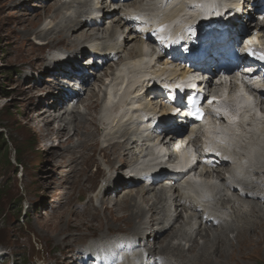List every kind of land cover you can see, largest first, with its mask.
Returning a JSON list of instances; mask_svg holds the SVG:
<instances>
[{
	"label": "rangeland",
	"instance_id": "1",
	"mask_svg": "<svg viewBox=\"0 0 264 264\" xmlns=\"http://www.w3.org/2000/svg\"><path fill=\"white\" fill-rule=\"evenodd\" d=\"M40 1L41 0H29L22 5L19 4L18 1L0 0V131L8 135L6 151H4L2 147L0 148V264H73V262L70 261L73 252L77 253L78 258H82L85 254V257H90V252L91 254L95 252L92 250L94 248L97 249L96 252L104 251L113 237H121V234H118V232L127 235H135V237L137 234L142 235L145 232L148 235H151L149 234L151 232H157L158 236L154 241L157 246L155 247L156 253L152 256L156 261L166 262V264L187 263V259L178 258L179 256L177 253L183 256L192 254V258L196 259L198 262L201 260V247L205 244H219V240L225 238L228 240L226 245L228 252L226 253L227 256L225 257L224 254L221 259L223 258L222 260L224 261L227 260L231 254L230 250H237V229L233 227L235 224L230 225V222L233 224L235 221L234 216L238 217L239 215L240 217L247 211L248 205L257 204V215L253 214L255 215L253 218H251L253 215L247 218L249 222L254 218H257V221L264 219V207L259 206L260 204L256 200L254 201V199L246 200L236 196L233 192L232 194L222 190L218 192L216 197L219 198V204H217V206L218 208H222L226 214L224 213L221 218H219L220 221L224 220V222H221L223 226L219 225V223L214 225L216 227H222L221 230L223 229V231L209 230V228L203 226L199 227L195 232L192 231L194 230L192 227L197 224L196 222L201 223V221L197 218V211H194V209L190 207L189 199L183 202L181 198V205H179L177 211H175L173 197H170V194L176 193L177 187L175 190L171 189V191L167 193V198L163 202V204H165V214L166 216L168 215V218L179 212V216L175 219V224L170 229L166 228L161 230V223L151 219L152 212L148 211V208L155 199L151 197V199L145 201L140 192L136 194L135 189L134 192H132L134 196L133 199L135 198V201L144 208V213L130 222L125 218L127 211L117 208L118 210L114 212L116 215L115 219L108 217L105 204L109 206L113 204L112 207L114 208L115 200L127 195V193L132 197L130 192H127L130 186V188H132L133 185H147V181L143 180L144 176H139V181L135 184L128 182L134 177L135 172L127 168L129 165H133L141 156L145 149L144 147L143 151H136L135 155L124 156L123 158L125 160L121 159L123 155L121 154V144H119L120 146L118 145L119 147H117L116 152L111 150L112 159L116 156V159L118 158L126 162L125 164H116V166H114L118 170L114 174V180L115 182L117 181L116 185L121 182H128L127 187H123L122 185L119 186V189L122 190L119 191V193L114 192L116 186H110V178L113 174L112 169L115 168L110 163H107V159L102 156L100 152L101 147L108 146L110 142L119 141L120 136L125 132L129 130L131 132V130H133L131 125L119 123L122 125L121 127V125L117 123L123 111H119L117 114L115 110L122 106L126 107L125 101L119 102L120 105L117 103V107L115 106L116 108L113 110L114 114L112 112L107 119L109 122H107L108 124L101 122V113L104 112L103 108L105 103H103V96L105 94V89L108 87L107 85L110 81L114 83L112 80L114 77L117 79L115 75L117 63L119 61H127L129 55L133 53L132 45H134V43L137 44V42L140 43L139 40L137 41V39H139V33H136L135 29L133 33H128L129 28H125L124 26L116 28V23H113V28L120 30H117V36L123 32L125 36L126 34H130L133 37L128 35L130 40L122 47V50L114 59L104 62H102L101 59H96L97 62H95V64L100 66L97 70H94V66L91 64L90 59H87L89 58L88 54H85L77 64L80 65L82 72L88 77L86 80H84V78L77 79L76 76H79L78 73L73 69H69L68 66L66 67L67 64L63 65L64 61L62 60V56H64L66 52L71 53L76 51V49L79 50V53H83L77 47L78 44L76 43L77 36L79 35L74 34L82 32V34L88 35L89 33L96 32V30L93 31L91 30L92 27H87L85 25L77 26L74 28L75 30L72 29L69 31L61 27L60 29L57 28L58 30H54L47 37H41L42 39L36 38L33 34L31 35L30 32H32V30L42 32L43 30L46 31L47 29L53 28L64 15H74L75 10L82 8L78 7V3L75 2L71 3L72 7L65 6L59 10H51L45 13L46 6L53 4L55 1L43 0V4H41ZM81 1L84 2L85 0ZM100 1H90V3L93 4L90 6V9L96 8L94 13H90V17L92 18L98 15V17H100L99 19L101 21L98 24L99 30H97V33L104 37L95 43L96 45L102 46L108 42L106 38L108 32L106 31L109 29L111 23L109 24L108 19H105L103 16L101 17V10L105 13L108 8H114L119 14H123L127 12V10L122 6L124 2H120L119 0H113L110 4L103 2V5H100ZM231 2L237 5L241 3L240 0H231ZM244 3L246 9L248 7V2L245 0ZM249 10L250 9H247L249 15H251L249 24L252 28L257 22H260V20L254 19V15L250 13ZM86 18L87 17L84 19ZM61 35H71V38L69 37V39L65 41H60L54 45V48L47 45L50 39L57 38ZM134 35L137 38H135ZM122 39H120L121 45H123ZM82 43L86 44L85 49H87V51L93 52V50H95L93 46L96 45L89 42ZM147 47L149 50L151 49L150 46L147 45ZM150 53L152 55V51H150ZM53 55L56 64L55 66L53 65L54 67L49 68L54 59L52 57ZM69 55L70 54H68V56ZM153 60L155 61V59ZM159 60L161 62L163 59ZM57 61L62 63V65H57ZM156 64L151 69L152 75L156 73L154 71L160 73L158 68L164 67L160 65L156 66ZM57 66L58 68L64 66L66 70L69 69V76L65 74L66 72H60V76L57 75L58 71L54 70ZM99 77H101L100 80H98ZM59 85H64V89H67L70 93H77L79 100H82L87 93L93 91L95 99L98 100L96 108H88L87 103L89 100L79 101L75 104L74 99L73 101H69V103L67 101L55 103V100H58L56 96L58 95L57 86ZM143 97L142 99L144 100L145 96L143 95ZM146 100H144L146 103L143 101L141 109L144 110V112L148 110L155 113L157 110V101L159 100L155 98V96L153 99L150 97ZM123 104H125V106ZM41 108L51 110L42 112L40 111ZM253 109L255 110V114L262 112L264 116V104L259 109ZM64 111L67 112L64 113ZM53 114H61L62 118H65L64 122L71 121V123H66V135L59 138V140L54 138L40 139L39 131L33 126L36 124L43 125L47 122V127L51 129L56 128L57 123H61L62 121H58L56 118L53 120L52 116H50ZM73 115L74 117L72 118ZM115 115L119 116L117 117ZM159 115H164V113L160 112ZM80 120L81 122H79ZM77 122L80 127L78 128V132H74L73 126ZM94 122L96 123L92 127L91 124ZM115 124H117V126H113ZM89 126H91L89 129L92 130L86 131ZM117 130L120 132H117ZM15 148H18L17 154H15ZM3 154L10 159L11 163L9 165L4 161L2 157ZM16 157H18L21 162L18 166L15 164ZM70 158H74V161ZM130 158L132 160H130ZM107 164L112 168L108 167ZM125 165L127 167H125ZM100 169H104L105 171L103 170V172H101ZM206 170H208V168H206ZM81 171L82 174L80 175ZM200 171H202V176ZM203 172V166H199L195 176L207 180L208 182L216 181L220 187H223V182L225 184V181L214 173L208 176L206 174L203 175ZM104 174L105 177L101 178ZM160 182L162 185L155 187V189L163 187L169 188L170 183L168 180H161L159 183ZM104 190L105 192H103ZM111 194L115 195L113 196ZM228 198L229 202L227 201ZM102 199L105 201V204L102 202ZM221 201H227L224 205L226 207L221 205ZM71 210L73 212L76 210V214L72 213ZM258 210L260 213H258ZM158 212L159 211L156 213ZM161 212L162 211H160V213ZM156 213L153 212L154 215ZM190 213L191 216L189 215ZM194 213L196 215H193ZM165 214H163V216ZM228 214L229 216H227ZM55 216H59V218ZM155 216L159 217L162 216V214H156ZM155 216H153V219ZM67 217L69 218V225L66 224L65 218ZM192 220L194 222H192ZM254 224L255 223L252 221L253 227H251L249 224L244 223L242 229L249 227L246 228L247 236L257 238L259 235L257 232L255 233V231L258 229H256ZM183 225L185 226L184 228ZM201 225L203 224L201 223ZM225 226L230 227L228 229L225 228ZM185 228L190 230L187 229L186 232ZM204 228L205 230L207 229V232ZM252 228H254V230ZM224 229H227V231ZM129 232L132 233L130 234ZM147 234H145V236H148ZM166 234L170 235L162 239L164 242L161 243L162 246L168 245L171 242L170 246L172 245L175 248L166 250L165 254H162L158 249V246L162 247L159 245L158 239L164 235L167 236ZM176 234L178 236H176L173 241L172 238ZM220 234H222V238L217 240ZM211 239L214 240L212 241ZM141 240L143 239H139L137 242V247L143 248L144 245L148 253V250L153 248V245H149L150 242L144 240L142 243ZM88 249L91 250L88 251ZM206 253H209L208 255L214 258L212 259L213 261L219 257L218 255L215 256L213 249L210 251L206 250ZM206 253L204 252V254ZM234 254L237 256V253ZM235 260H237L239 264H264V251L251 260H246L244 257L239 256H237ZM87 262L90 263L91 260L89 259ZM81 263H83V261L79 260L78 264Z\"/></svg>",
	"mask_w": 264,
	"mask_h": 264
},
{
	"label": "bare ground",
	"instance_id": "2",
	"mask_svg": "<svg viewBox=\"0 0 264 264\" xmlns=\"http://www.w3.org/2000/svg\"><path fill=\"white\" fill-rule=\"evenodd\" d=\"M11 1H14V2L18 1L19 4L24 5L29 0H11ZM54 1L55 2L53 4L46 6V12L45 13H48L51 10H53V11L59 10L60 8H63L65 6L72 7L71 3H75V2L78 3V7H82V8H79V9L75 10L74 11V15H69V16H65L64 15L60 19L58 24H56V26L53 27V28L47 29L46 31L43 30L44 32L43 31L41 32V31H38V30H32V32H30V30H29V32L31 33V35L33 34L36 38L42 39L41 37H47L54 30H56L57 28L60 29L61 27L62 28H66V30L69 31V30L74 29L77 26L85 25L87 27H92L91 30H93V31L96 30V32L89 33L88 35L87 34H82V32L81 33H77L76 32L77 34H74V35H79V36H77V40H76V43L78 44L77 47L83 53H79V50L76 49V51H73L71 53L66 52V54L64 56H62V60L64 61L63 65L67 64L66 67L68 66L69 69H73V70L81 72V74L79 76H76L77 79L84 78V80H86L87 77H88L82 72V68L80 67V65L77 64V62H79L81 57L85 56V54H88L89 58H87V59H90V57L94 58V60L91 63L94 66V70H97V69L100 68V66L99 65L97 66V64H95V62H97L96 59H101L102 62L114 59L119 54V52L122 50V47L130 40V37L128 36L130 34H126V36H125L123 34V32H121V34L119 36H117L118 35V31H120V30L116 29L117 27L121 28V27L124 26L125 28L126 27L129 28V32L128 33H133L134 29L137 30V28H145V27H147V29H144V31L147 33V30H149L151 27H153L157 23H160L162 28L169 29L170 26H169L168 20H170L171 22H176L178 24V30H179V28H182V27L184 28V27L188 26V28L186 29V34L183 36V44L185 45L184 47L193 48L194 44H195V42L197 40L196 36L199 34V26H198L199 23H201V25H202L203 22L207 21V20H218V21L224 20L225 21L224 24H229L230 25L229 31H230L231 35L228 38H226V40L224 42H222L221 44H219V45L218 44H213V40H208L207 41V43H206L208 45L207 55H208L209 58L212 57L213 52L214 53L215 52L218 53V52H221L222 48H225L226 46L231 47V45H232L231 41L232 42H236L237 41V37L241 38V33H245L246 36L252 35L251 32L249 33V31H248L249 26H250L248 16L250 18L251 15H249L248 11L245 10V3H244L245 1L244 0H240L241 3L237 6V8H239V9L230 8L227 11H226V6H224L223 4L235 7V5H233L231 3V0H221L222 1L221 3H218L217 0H193L194 3H188L185 6H183L181 8L174 9V10H169V8L173 4V1H170L169 4L164 7L161 4L162 0L161 1L157 0V2H154L153 0H145L144 2H143V0H124V4H122V6L125 9L129 8V9H127V12L125 14H121V13L119 14L117 11H115L114 8H112V9L108 8L107 11H105V13H103V10H101L102 11L101 12V14H102L101 17L103 16L105 19H108L109 20L108 21L109 24L110 23L111 24L109 25V29L106 31V32H108L107 37H106L107 41H108L107 44H103L102 46H99V45H96L95 42L100 40L104 36H102V35L100 36L97 33V30H99V25L98 24L101 21L99 19L100 17H98L99 15L95 16V17H92V18L90 17V13H94L96 11L95 7H94V9L93 8L90 9V6L93 5V4L90 3L91 0H85L84 2H82L81 0H68V2H67V0H64V1L63 0H54ZM103 1H106V0H101L100 1L101 2L100 5L104 4ZM126 2H129V3L125 4ZM40 3L43 4L44 1L41 0ZM108 5H106V6L109 7ZM192 5H195L198 9H201V11L205 13V16H207V18L206 19H202L201 22L200 21L197 22L196 19L200 17V12H199V15H198V13H196L198 15L197 17H195L194 14L192 15V13H191V16H188V14H190V12H188V11L192 7ZM207 7H209L208 8L209 11H206ZM220 9H222L225 13L221 12ZM154 14H159V15L163 14L164 19L163 18L162 19L158 18L156 16H151V18H149L150 15H154ZM82 17H83V19H82ZM85 17H87V18L84 19ZM185 17H191V18L193 17V18L190 20V23L188 24V19L186 21H184ZM16 20H18V19H16ZM191 21H196L194 26H191ZM19 22H21V21H19ZM113 23H116V25H115L116 28H113V25H112ZM241 27L243 28V30H242V32L239 33ZM259 30L263 31L264 30V26H260ZM138 33H139V36H138L139 39H137V41L139 40L140 43L137 42V44L134 43V45H132V52L133 53H131L129 55L127 61H124V62L119 61L117 63L116 74H115L117 76V79H116V77H114V79H112L114 83H111V81H110V83L107 85L108 87H106V89H105V92L108 93V100H106L107 102L104 104V108H103V111H104L103 113L106 115V116L104 115V117H110V116H107L108 112L110 110H112V109L117 107V106L116 107L112 106L117 98L120 99V98H123V97H127L126 95L129 93V90L138 92V94H136L135 97H133L131 99L129 98V104L130 105L127 106V104H126L127 107L124 108V111L121 113V116H120V118H118V121H117L118 125H121L119 123H122V124H125V125H131L133 127V130H131L132 133L129 130V131L125 132L122 136H120L119 141L110 142V143H108V146L100 148V152L102 153V156H104L107 159V163H110L113 167L116 166V164H118V165L125 164L126 162L124 161L125 160L123 158L124 156L127 157V156H130L132 154L135 155L136 151L137 152L138 151H143V147L145 149H144L143 153L141 152L142 154H141V156L138 159L148 155L151 158L152 163H155V159H156V155L155 154L158 153V149L161 151L163 149V147H165L166 143H164L165 142L164 139H166L168 136H172V139H174L175 136H177L178 134H181V132H182L181 130L171 132V130H172L171 126L176 124V123H177L176 125H180L179 123L182 122L184 120V118H179V116L175 117V114L172 113V112H170V115H168V116L159 115V114L153 115V112H151V111L147 110V112H143L144 110L142 111V109H140L141 105H143V101L144 100H146V99H148L150 97L153 99L154 96H155V98L158 99V91H155V90H158V88H160V87L158 85V81L156 79H154L152 76H150L147 79V81H146L147 82V84H146L147 90L144 91V94L143 93H139L140 88L137 87V85L142 81V79H144L147 76V72L150 71L149 69H147V67L148 68H153V66H155L156 63H158V64H156V66L160 65V66L166 67V62H167V59H168L170 54H169V52L166 49H163L164 50L163 53H161V54H159V55H157L155 57V55H156L155 54V50H154V48H152V55H151V53H150V51H149V49H148V47L146 45L147 43H145L144 40H143L144 33L141 34V31L138 32ZM69 37L71 38V35H61V36H59L57 38L50 39L49 42L47 43V45L49 47H51V48H54V45H56L60 41H65L66 39H69ZM131 37H133V36H131ZM135 38H137V37L135 36ZM120 39H122V44L123 45H121ZM82 42H89V43H92L93 45H96V46H93V48H95V50H93V52L91 51L92 53L89 50L87 51V49H85V47H86L85 45L86 44H83ZM76 43H75V45H76ZM153 44L155 46V43H153ZM68 54H70V55L68 56ZM54 55L52 56L53 58H54ZM153 59H155V61ZM159 59H163V60L160 62ZM57 60H59V59H57ZM55 64H56V61H55V58H54L52 60L51 66H49V68L50 67L51 68L54 67ZM59 64L62 65V63L57 61V65H59ZM69 69L66 70L64 66H61L59 68L57 66V68H55L54 70L58 71L57 75L60 76V72H66L65 73L66 75L70 74V73H68L70 71ZM158 69H159V72L162 73V74L163 73H168V75L172 74L170 71H165V69H163L162 67L161 68L159 67ZM55 71H53V72H55ZM143 71H145V72L143 73ZM154 72L157 73V71H154ZM154 75H155V73H154ZM100 79H101V77L98 78V80H100ZM123 80L127 81V83H128L127 86L125 87V89H122V86H121V83L123 82ZM208 84H209V82L206 83V86ZM214 85L216 86V84H214ZM61 86L62 85L57 86L58 95L56 96V98H58V100H55V103H60V101H64V102L67 101L69 103V101H73V99H74V104H75V103H77L79 101H87V100H89L88 103H87L88 108L89 109L96 108L98 100L95 99V95H94L93 91H90L89 93H87V95L85 97H83L82 100H79L78 99L79 97H77V93H70V92L67 91V89L66 90L64 89V87H65L64 85L62 87ZM218 86H220V85H218ZM209 87H211V86H209ZM143 95L145 96L144 100L142 99ZM218 100L221 101V102H223L224 100H230V103H231L230 107L233 108L231 114H232L233 117L238 119V122H231L230 119L228 118L227 121H226L227 123H224V122H220L221 120H218L217 118H213V119L209 118V120H204V123L202 125V129H203L204 132H201V134H205V136L207 137V136H209V134L213 133L212 137H217V138H220L221 140H224V141L227 139V141H229L230 144H236L239 140L243 141V137H241V138L240 137H236L237 140L239 139L237 141L235 138H229V137H231L230 135L221 134V132H218V130L219 131H227L229 134H232L233 132H236V131H240L241 132L244 128H246V130L248 131L249 134L253 133L255 136L257 135V137L259 135V137H260L259 140L261 141V142L259 141V143L260 144H262V143L264 144V136H261L262 135L261 132H264V123L263 124L259 123L260 119L264 120V116H263L262 112H258V114H255L254 113L255 110L253 109L255 107L257 108L258 106H259V108L262 107L264 102H261L260 105L257 104L258 106L255 104L251 108L248 107V109H246L245 108L246 103H247L246 102V98L245 97H241V96H236V95H234V92H232L230 95H227L226 98L223 96L222 98H220ZM146 101H148V100H146ZM163 101H165V99ZM148 102H151V101H148ZM145 103H144V105H145ZM134 104L137 105V106L135 107ZM119 105H120V103H119ZM123 105L125 106V104H123ZM109 106L112 107V108L109 109ZM144 108H146V107H144ZM259 108H257V109H259ZM49 110H51V109H49ZM49 110L45 109V108L44 109L41 108L40 111L48 112ZM65 112H67V111H64V113ZM111 114H112V112H111ZM113 114H114V111H113ZM117 114H118V112H117ZM50 116H52L53 120H54V118H56V119H58V121L61 120L62 122L61 123H57V127L54 128V129H51V128L47 127V125H48L47 122H45L43 125L36 124L33 127L39 131L40 139H44V138L52 139V138H54V139H58L59 140V138H61L62 136L66 135V132H65V129L67 127L66 123H71V121L70 122H64L65 118H62L61 114H57V115L53 114V115H50ZM115 116H117V115H115ZM73 117H74V115L72 116V118ZM93 120H95V119H93ZM79 122H81V120ZM95 123L96 122L92 123L91 126L93 127ZM152 123H153L154 127H156V123L159 124V127L154 131V133H151L152 132L151 131L150 135L149 134L145 135V133L143 132V130H141V128L142 127L151 126ZM91 126L87 127L86 131L92 130V129H89V128H91ZM113 126H117V124H115ZM79 127H80V125H78V122L76 124H74V126H73L74 132L75 131L78 132V128ZM121 127H122V125H121ZM119 130H117V132ZM128 132H129V134H128ZM244 132H245V130H243V133ZM121 133H123V132H121ZM153 134L154 135H158V136H161V135L164 134L163 138H162L163 142H161L162 144L157 148V150H155V153L151 152V149H150V146H149V142H148L150 140L151 136H153ZM261 138L263 139V142H262ZM120 140H122V141H120ZM90 142H92V141H90ZM210 142L212 144H215L212 141H210ZM119 144H121V147H120L121 150H122L121 154H123L121 159H124V160H120L118 158L116 159V156H114L113 159L111 158L112 157L111 156V150L116 152L117 147L120 146ZM223 149L224 150L229 149V146L225 145V146H223ZM179 150H181V149H179ZM232 151L234 152L235 149H233ZM180 153H185V151L182 150ZM131 158H130V160H132ZM70 159H73V161H74V158H70ZM138 159L136 160V162L134 161L135 163H133V165H131V166L129 165V167L127 169L130 170V171H132L133 169H136L135 165H136ZM209 159H212V163L213 164L210 167L203 166V169H204L203 175L206 174V175L209 176V174L214 173L216 176H218V177H220L222 179L223 174L225 172H229L230 171V164L227 161L222 160L221 158H218V157H213V156L208 157V160ZM127 163H129V162H127ZM108 167H111V166L108 165ZM125 167H127V166L125 165ZM204 167L208 168V170H206V168H204ZM153 169L154 170H149L148 172H145L144 175L141 174L140 176H144V178H145L146 176L153 175L155 178L152 177L153 179L152 180L150 179L149 183L148 184L146 183L147 185H142V184L135 185V186L133 185L132 188H130L131 187L130 186L128 188L127 192H130V194L132 195V192H134V189H135L136 190L135 191L136 194L138 192H140L142 194L143 199L145 201H147V200L151 199V197H153L155 200L148 208V211L152 212L151 219L155 220L156 222H160L161 223V225H162V227H161L162 229L161 230H164L166 228L170 229L175 224V219H177V217L179 216V212L175 213L174 215L171 214L172 216L169 215L170 218H168V215L166 216V214H165V204H163V202L167 198V196H166L167 193L170 192L171 189L175 190L176 187H177L176 193H171V194L169 193L170 197H173V203H174L175 211H177V207L179 205H181V203H180L181 198L183 199V202H186L187 201L186 199H189L183 193H189V192L194 193V192H192V187L193 186H191L189 183H187V181H186L187 179H184L185 177H182V175L179 174V173L175 174L169 168H167V166L164 165V163L159 162L158 165L155 168H153ZM100 170H101V172H103L104 169H100ZM117 171H118L117 168L112 169L113 174H112V177L110 178V180H111V185L110 186H114V187L116 186L115 187L116 190L114 191L115 193L116 192L119 193V191H122V190L119 189L120 185H122L123 187H127L128 182H131V183L135 184L137 181H139L138 172H135L134 173L135 174L134 177H132L128 182H124V183L121 182L118 185H116L117 181L115 182V180H114V178H115L114 174ZM253 171L256 172V174L261 173V174L264 175V171H262V172H260V170H253ZM101 172H99V173H101ZM195 172H196V169L191 168L189 173L193 174L194 178H197L194 175ZM81 174H82V171L80 172V175ZM105 174L101 178L105 177ZM200 174L202 176V171H200ZM163 179L168 180V182L170 183L169 188L167 189V188L163 187V188H160V189H157V188L155 189V187H158V186L162 185V183L161 182L159 183V181H161ZM255 182L259 183L258 179H256ZM182 184H185V186H183ZM246 185H249V184H246ZM245 189H246V193L244 194V196H245L244 198H246V200H252L253 199V196L252 197L248 196L249 192L258 194L255 197L256 201L260 204V205L258 204L259 206H263L264 207V200L261 201V199L264 198V196L260 197V193L259 192L261 191V188H260V186L258 184L252 185L250 189H247V188H245ZM99 191H100V189H99ZM103 192H105V190ZM233 194H234V192H233ZM235 194H237V193H235ZM111 195H113V194H111ZM192 196H193V201H190L189 205L196 211L197 206H196L194 201H197L200 198L198 197L197 194H193ZM133 197H134L133 195H132V197H130L129 194L127 193V195H124L120 199L114 201V208L112 207L113 204L110 205V206L106 205L105 201H103V199H102V202H104V204H105V210L107 211L108 217H110L111 219H115L116 215H115L114 212H116V210H118L117 208H119V210L127 211V215L125 216V218H127L130 222H132L136 217L141 216L144 213V208L140 204H138L135 201V198L133 199ZM232 199H233V197H232ZM91 201H92V197H91ZM227 201L229 202V199ZM227 201H223L222 203L226 204ZM227 204H229V203H227ZM243 205H244V203H243ZM256 205H253V204L248 205V206L246 205L247 206V211L244 212L243 214L241 212H239L242 215L240 217H239V215H238V217L234 216L235 221H234V223L232 222L233 224H231V222H230V225H234L235 224L233 227H235L237 229V235L235 234L236 235V242H237V248H236L237 250H234V249L230 250L231 254L227 258V260L224 261V260H222L223 258L221 259V257L224 254H225V257H226L227 256L226 253L228 252V249L226 248L228 240H226L225 238L223 239L221 237L222 234H220V236H218V238H217V240H219V238H222V239L219 240V242H220L219 244L215 245L213 243L214 245L213 244H211V245L207 244L206 245L204 243L205 245L200 248V250H201L200 251V254H201L200 255V259L201 260H199L198 262L196 261V259L192 258V254L191 253H189V254H191L189 256H183V255L177 253L178 256H179L178 258L187 259V263H183V264H239V263H237V260H235L237 256L244 257L246 260H251L255 256L259 255L262 251H264V219H262L260 221H257V218H254L253 220H251V222H249V220L247 218V217H249V216H251L253 214L257 215V208H256L257 206ZM223 207H226V206L223 205ZM263 207H262V209H263ZM157 211H159V212L156 213ZM160 211H162V212L160 213ZM211 211H213V210H211ZM75 212H76V210H75ZM75 212L72 211V213L76 214ZM153 212L158 214V215L162 214V216L156 217L155 216L156 214L154 215ZM190 212H191V210H190ZM206 212L207 211H205V210H202V211L200 210V211L197 212L198 213V217L197 218H198V220L201 221V223L203 225H201V223H199V222H196L197 224H195L193 227L191 226L192 228H194V230H192V231L195 232L201 226L209 228V230H217V231L221 230L222 227L221 228L220 227H216L215 225H213V222L209 219L210 216L212 215L211 212L209 211L210 214L207 213V215H206ZM258 213H260V211ZM77 214H78V212H77ZM117 214H118V212H117ZM163 214H165V215L163 216ZM189 215L191 216V213ZM193 215H196V214L194 213ZM204 215H206V216H204ZM222 215H223V213L219 212L218 218H221ZM153 216H155L154 219H153ZM227 216H229V214ZM254 216L255 215L251 216V218H253ZM55 217L59 218V216H55ZM226 218L229 219L228 217H226ZM65 220H66V224L69 225V218L67 217V218H65ZM78 220H80V219H78ZM190 220H191V218H190ZM252 221H253V223H255L254 225L256 226V229H258V230L255 231V233L257 232V234L259 235L257 238H253V237L247 236L246 228H249V227H245V228L242 229V227H243L242 225L244 223L245 224H249L251 227H253ZM189 222H191V221H189ZM192 222H194V221L192 220ZM221 222H224V220H222ZM222 224L223 223H219V225H222ZM185 226H186V224H185ZM185 226L183 225V228ZM229 227L230 226H225V228H228V229H229ZM235 228H233V229H235ZM187 229L185 230L186 232H187ZM252 229L254 230V228H252ZM188 230H190V229H188ZM204 230H205V228H204ZM224 230L227 231V229H224ZM221 231H223V229ZM208 232H210V231H208ZM129 233L131 234L132 232H129ZM216 233H215V235H216ZM145 234H147V233L145 232L142 235L141 234H137L136 235V239L138 241H139V239H143L144 241L150 242L149 245H153V248L148 250V257L147 258L148 259L149 258H154L152 255H154L156 253L155 247H157L155 245L154 241H155L156 237L158 236V233L157 232H151V233H149L151 235L147 234L148 236H145ZM169 235H167V236L164 235V236L160 237L158 239L159 245L162 246V244H161L163 242L162 239L167 238ZM132 236H135V235H132ZM176 236H178V235L176 234L175 236H173V238H172L173 241L175 240ZM143 240H141L142 243L144 242ZM114 241H115V243H112L110 246H113L116 249L120 250L119 246H121L122 243L120 242V240H118V238H115ZM170 243L168 245H165V246H162V247L158 246V249L160 250V253L165 254L166 250H171V248H175L172 245L170 246ZM128 247H131V245L130 244H126V248H128ZM107 248H108L107 251H110V252L100 264H104L105 261H108L107 259H109L111 257V255L113 254L114 250L112 251V249H114V248H112V247L109 248V246ZM212 249L215 252V256L216 255L219 256L214 261L212 260L214 258H212L210 255H208L209 253L208 254L206 253V250L210 251ZM161 250H163V251H161ZM88 251H90V249H88ZM187 252H190V251H187ZM204 252L206 254H204ZM234 253H237V256ZM85 256H86V254L83 255L82 258H78L77 253L73 252L70 261H72L73 264H78L79 260L83 261V263H81V264H90L92 262L91 258L90 257H85ZM89 259L91 260L90 263L87 262V260H89ZM154 260H155V258H154Z\"/></svg>",
	"mask_w": 264,
	"mask_h": 264
},
{
	"label": "trees",
	"instance_id": "3",
	"mask_svg": "<svg viewBox=\"0 0 264 264\" xmlns=\"http://www.w3.org/2000/svg\"><path fill=\"white\" fill-rule=\"evenodd\" d=\"M7 139H8V135L4 134L3 131H0V148L2 147L4 149V151H6V148H7V142H8ZM14 150H15V154H17L18 153V148H15ZM2 157H3L4 161H6V163L8 165L11 163L10 159L8 157H6L5 154H3ZM15 164L17 166L21 164V162L19 161L18 157L15 158Z\"/></svg>",
	"mask_w": 264,
	"mask_h": 264
},
{
	"label": "snow or ice",
	"instance_id": "4",
	"mask_svg": "<svg viewBox=\"0 0 264 264\" xmlns=\"http://www.w3.org/2000/svg\"><path fill=\"white\" fill-rule=\"evenodd\" d=\"M248 51H252V50L249 49ZM253 54H255V53H253ZM259 58H260L261 60H264V53H261V54L259 55ZM191 115H194V116L196 117V119H202L203 113H202V111L198 108V109H196L195 112L191 113Z\"/></svg>",
	"mask_w": 264,
	"mask_h": 264
}]
</instances>
